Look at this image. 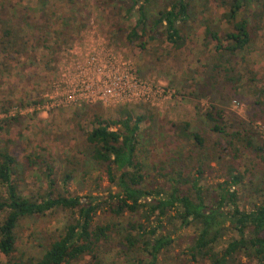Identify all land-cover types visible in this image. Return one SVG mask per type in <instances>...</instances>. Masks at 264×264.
Listing matches in <instances>:
<instances>
[{
    "label": "rangeland",
    "instance_id": "1",
    "mask_svg": "<svg viewBox=\"0 0 264 264\" xmlns=\"http://www.w3.org/2000/svg\"><path fill=\"white\" fill-rule=\"evenodd\" d=\"M119 1L0 0V31L11 29L15 37L7 52L0 53V150L17 157L20 190L24 194L37 193L41 187L35 170L30 169V159L36 162L34 168L42 172L52 166L59 186L65 173H71L69 188L76 194L105 195L114 191L116 188L107 175L85 161L84 154L89 149L85 133L97 127V117L107 121L118 117L123 109L144 117L139 157L146 171L156 176L161 167L188 171L201 158L206 169L204 184L225 179L224 167L232 159L229 155L223 156V160L216 158L220 156L216 143L224 142L220 140L222 135L207 126L204 114L211 104H217L228 113L227 125L231 126L238 124L237 120L248 121L249 105L236 98L229 99L228 89L223 86V92L211 93L215 101L201 94L205 91L202 82L206 68L209 66L210 72L212 65V48L205 41L206 32L209 27L229 30L222 18L226 8L219 0H192L191 20L183 28L186 44L175 50L165 39L152 38L149 32L143 34L141 27L136 31L138 37L130 40L138 14L127 13L129 0ZM169 1L156 0L149 15L154 16ZM252 21L257 32L255 40L230 67L231 76L243 77L240 92L249 102L255 100V91L264 90V17ZM249 71L258 74V78L246 83ZM221 76H225L224 72ZM119 81L123 86L141 82L145 88L138 94L150 92L154 99L150 97L145 102L144 98L136 97L130 101L128 98L136 94L135 89L126 93L121 90L118 95L121 99L106 98L105 88L118 86ZM164 90L171 97L162 95ZM50 102L59 105L52 108ZM17 117L20 119L8 124V120ZM184 122L207 138L205 148L194 149L193 142L178 138L177 133L182 130L173 125ZM257 122L264 125V120ZM257 122L250 126L263 141L264 135L255 129ZM178 149L184 155L174 162ZM233 162L245 175L240 187L241 203L250 207L264 194V164L250 155ZM130 218L100 214L97 220L121 223L124 227ZM67 219V213L60 211L24 220L18 230L20 254L41 257L43 250L38 244L60 232ZM192 233L186 230L176 234L183 235L180 245L161 257L160 264H188L184 256L178 255ZM116 244L113 240L106 246L101 264H131ZM88 261L77 264H89ZM5 262L0 254V264Z\"/></svg>",
    "mask_w": 264,
    "mask_h": 264
},
{
    "label": "trees",
    "instance_id": "2",
    "mask_svg": "<svg viewBox=\"0 0 264 264\" xmlns=\"http://www.w3.org/2000/svg\"><path fill=\"white\" fill-rule=\"evenodd\" d=\"M129 1L127 13L138 14L130 40L138 37L136 31L141 27L143 34L149 32L152 38H163L175 50L184 47L183 28L191 20L192 0H170L154 16L149 12L156 0ZM219 1L226 8L222 18L229 30L209 27L206 32L205 41L212 48V65L210 72L209 66L205 67L202 82L205 91L201 95L215 101L211 93L223 92L224 87L229 99L236 98L249 105L248 121L237 120L236 125H227L228 113L217 104H211L204 114L207 126L222 135L220 140L224 142L216 143L220 149L216 158L223 160V156L229 155L232 159L224 167L225 179L204 184L206 169L201 158L188 171H178L173 166L168 170L161 167L157 176L146 171L139 157L144 117L127 109L119 110L118 117L107 121L97 117V127L85 133L89 144L85 161L105 173L116 188L105 195L71 192V173H65L59 186L55 169L50 165L44 172L35 169L36 162L32 159L30 169L35 170L41 187L37 193L24 194L20 190L17 157L0 150V254L6 259L5 264H77L85 259H90L89 264H101L103 251L113 240L131 264H160L161 257L180 245L183 235H175L186 230L193 233L178 256H184L188 264H264V194L250 207L241 203L240 187L245 175L233 162L250 155L264 164V140H259L260 135L250 126L264 120V90L255 91V100L249 102L240 92L243 77L231 76L233 68H230L236 57L254 42L257 32L252 18L264 17L261 9L264 0ZM12 34L8 28L0 31L1 55L15 43ZM256 78L258 74L249 71L245 82H254ZM19 119H10L8 124ZM173 127L182 130L177 133L178 138L193 142L194 149L205 148L207 138L194 131L192 124L184 122ZM175 151L174 162H178L184 154L179 149ZM207 155L211 157V153ZM60 211L67 213V222L60 232L38 244L43 250L41 257L20 254L17 241L20 224ZM100 214L131 218L122 227L121 223L99 222Z\"/></svg>",
    "mask_w": 264,
    "mask_h": 264
},
{
    "label": "built area",
    "instance_id": "3",
    "mask_svg": "<svg viewBox=\"0 0 264 264\" xmlns=\"http://www.w3.org/2000/svg\"><path fill=\"white\" fill-rule=\"evenodd\" d=\"M134 81V80H133ZM131 86H123V84H122V82H120L119 81V84H118V86H110V88H105V91L107 92V95H106V98H110V99H113V100H116V99H121L122 97H118V95H119V93H120V91L122 90L124 93H126V91L127 90H131V89H135L136 90V94H134L133 96H132V98L130 97V98H128L130 101L131 100H133V99H135L136 97H138V98H144L143 100L145 101V102H147L146 100H150V97H152L153 99H154V97H153V95H152V93H150V92H142V93H140V94H138V92L142 89V88H145V86H143V84L140 82L139 84L137 83V82H134V83H132V84H130ZM164 94H162V95H165V94H168V95H170V93H168V91H166V90H164V92H163ZM174 94V93H173ZM172 94V95H173ZM70 96H68L67 97V99L69 98ZM170 97H171V95H170ZM106 98H102L103 100L104 99H106ZM50 103H52L51 104V107L52 108H55V107H57L58 105H59V103H55V102H50ZM10 115H12V114H10ZM13 116V115H12ZM255 129L259 132V133H261V134H263L264 135V125H263V123L261 124L260 122H257V124L255 125Z\"/></svg>",
    "mask_w": 264,
    "mask_h": 264
}]
</instances>
